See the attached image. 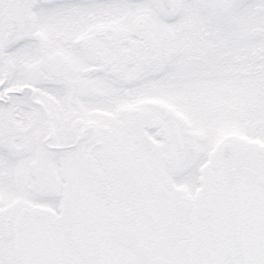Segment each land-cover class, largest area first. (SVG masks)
I'll list each match as a JSON object with an SVG mask.
<instances>
[{"label":"snow or ice","instance_id":"obj_1","mask_svg":"<svg viewBox=\"0 0 264 264\" xmlns=\"http://www.w3.org/2000/svg\"><path fill=\"white\" fill-rule=\"evenodd\" d=\"M0 264H264V0H0Z\"/></svg>","mask_w":264,"mask_h":264}]
</instances>
